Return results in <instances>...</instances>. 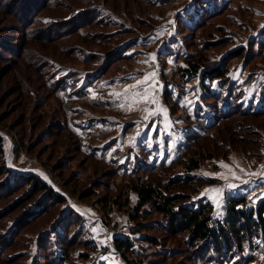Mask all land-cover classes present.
I'll use <instances>...</instances> for the list:
<instances>
[{
	"label": "rangeland",
	"instance_id": "374dc122",
	"mask_svg": "<svg viewBox=\"0 0 264 264\" xmlns=\"http://www.w3.org/2000/svg\"><path fill=\"white\" fill-rule=\"evenodd\" d=\"M0 4V264H235L241 255L264 264L261 238L231 261L213 253L192 262L187 234L171 235L150 205L138 209L130 189L188 173L226 177L169 191L197 205L209 202L206 190L222 189L219 207L210 200L220 220L231 197H244L247 207L263 199L264 110L221 113L228 103L264 109V0H37L28 11L18 0ZM94 6L97 20L81 22ZM229 54L226 75L205 80L204 89L201 72ZM153 71L158 103L120 108L124 98L112 94ZM161 107L166 114L145 119V109ZM210 124V135L189 145L188 131ZM242 136L257 149L242 148ZM186 147H196L195 158L218 155L187 172L182 162L194 150ZM13 173L43 180L65 200L27 218L19 203L11 206L27 181L1 193ZM116 238H127L131 250L118 251Z\"/></svg>",
	"mask_w": 264,
	"mask_h": 264
},
{
	"label": "trees",
	"instance_id": "16d2710c",
	"mask_svg": "<svg viewBox=\"0 0 264 264\" xmlns=\"http://www.w3.org/2000/svg\"><path fill=\"white\" fill-rule=\"evenodd\" d=\"M36 1L37 0H18V2H21V6H23V11H28L29 4L32 2L35 5ZM40 1L44 2L42 6L49 5L50 2V0ZM0 6L2 5L0 4ZM92 8L93 12L90 11ZM95 8L96 7L94 6L90 7L89 9V13L93 17H90L85 21L81 20V22L88 23L90 21L97 20L95 17L97 16ZM86 15L87 14H82V17ZM31 17L32 21H35V18H38L34 17V14L31 15ZM24 20L26 19L24 18ZM47 38L51 39V37ZM231 54L227 55L226 58L218 66H213L201 72L200 82L204 89H207V86L204 85L205 80H209L211 82L216 79H222L226 75V73L228 72L226 60L230 58L229 56ZM189 66L190 69L188 70L193 69L194 72H196L197 67L194 65V63H189ZM4 72H0V81L3 77ZM208 97L216 99L215 96L210 94L208 95ZM239 104L240 103H228L224 107L221 115L224 118L234 112H238L244 115H258L264 110L262 108H257L255 110L246 111L243 110L242 106ZM217 118L218 117H215V120ZM214 124H210L207 127H204L203 133L188 131L186 138L189 140V145L192 146L196 143V141L202 139L203 137H206L207 134L210 135V130L216 126ZM227 135L229 139L232 137L231 132ZM243 136L241 138L237 137L236 141L242 145V148H246V151L253 149L254 147H252V143L249 141H245L246 139H244ZM219 140L221 142L223 141V139L220 138L216 141L217 144H219ZM244 143H246V146L248 145V147H245ZM189 148L190 150H194L196 147H186L184 151L188 150ZM255 149H257V147L253 150ZM1 152L2 150L0 147V154ZM196 153V150H194L193 155L188 158V161L182 162L184 167L187 169V172L199 168L202 161L200 159H209L218 155L214 151L207 154H204V152L202 151V156L199 155L201 156V158L199 159L195 158ZM180 154L183 153H181L180 151ZM162 167L165 166L163 165ZM12 175L14 177H11L7 181V183L4 184V186H8V188L4 187L5 189L2 190L1 193H7L9 191H12L14 188H17L18 186H16L15 184L17 182V179L23 178V181H19L22 183L24 181H27L26 186H29V189H27L23 195H19V197L11 205L14 206V204L19 203L17 204V208L24 210L27 218H29L30 216L34 217L33 215H35L36 213L39 214L41 211L45 210V204H48L49 207L54 204H59L65 200L63 195L57 193L49 184L41 179H38L35 176H21L15 173H13ZM216 181H218V179L205 178L201 175L188 173L184 176L183 180L181 178H174L171 180H167L166 183L160 179L157 181L148 180L136 184L131 183L130 189L137 195L139 207L138 209H140L145 204L150 205L149 208L151 211L162 214V216L166 218V229L171 235L184 233L187 234L186 243L192 248V262L193 260L208 259L209 256L213 253H216L217 257L222 261H231V258L234 257L233 254L235 250L244 251L246 246H253V242L257 238H261L264 241V198L257 205L247 207V201L244 197H231L228 200L225 208V216L222 220H220L213 217V206L209 202H199L197 205H194L192 203H187V201L190 200L189 194L180 195L179 192H169L170 188H173L174 190L176 189V184V187H184L186 185L194 184L196 186L201 185L202 183H214ZM178 184L180 186H178ZM40 192L43 193L40 195L38 194ZM10 210V206L4 208V212H9ZM58 222V226L61 227L62 223H64V220H61L59 217L57 219V223ZM56 232L57 229L55 228L52 233L55 234L59 241L63 240V237ZM114 243L118 251L123 250V252H128L131 250V244L127 238H116ZM63 244L67 246V240L64 241ZM239 259L241 260L242 264H248L253 260V256L248 255L247 257H244L243 255H241L236 259L235 264H237V260Z\"/></svg>",
	"mask_w": 264,
	"mask_h": 264
},
{
	"label": "snow or ice",
	"instance_id": "6c2138e0",
	"mask_svg": "<svg viewBox=\"0 0 264 264\" xmlns=\"http://www.w3.org/2000/svg\"><path fill=\"white\" fill-rule=\"evenodd\" d=\"M261 27H264L262 25ZM155 54H152L150 57V60L152 62L155 61ZM156 72H146L143 74L142 79H136V83L128 85L124 88L123 92H117L113 93L112 95L116 98H124V103L119 104L118 106L120 108H125L129 111L134 110L135 105L143 102L148 103L151 105H155L158 103L154 93L156 91ZM167 109L165 108H148L145 109V119H149L152 114H166ZM168 125H166L167 127ZM152 130L156 131L157 126L153 125ZM139 135V132L137 133ZM135 140V138H133ZM221 167L227 168V165H224L221 163ZM207 175V174H206ZM234 178L239 179V177H235V174H233ZM244 183H248V181H245ZM228 188H235V184H229L227 185ZM213 193L215 195H213ZM202 196H209L211 199H213L215 202H217V206L219 207V202L221 199H223V190L222 189H209L206 190L205 193L202 194ZM262 198H264V194H262ZM93 231H97L96 228H93ZM103 243V241H101Z\"/></svg>",
	"mask_w": 264,
	"mask_h": 264
},
{
	"label": "crops",
	"instance_id": "0c3cea01",
	"mask_svg": "<svg viewBox=\"0 0 264 264\" xmlns=\"http://www.w3.org/2000/svg\"><path fill=\"white\" fill-rule=\"evenodd\" d=\"M217 179H219V180L221 179L222 181H225L226 177H224V178H222V177H221V178H218V177H217ZM206 197L208 198L207 200H209V202H211V204L213 205V208H214L215 203H213V201H210V200H212V199H211L209 196H206Z\"/></svg>",
	"mask_w": 264,
	"mask_h": 264
}]
</instances>
